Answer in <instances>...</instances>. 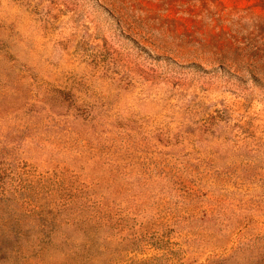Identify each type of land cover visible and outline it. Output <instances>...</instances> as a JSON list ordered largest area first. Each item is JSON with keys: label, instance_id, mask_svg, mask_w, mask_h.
<instances>
[{"label": "rangeland", "instance_id": "1", "mask_svg": "<svg viewBox=\"0 0 264 264\" xmlns=\"http://www.w3.org/2000/svg\"><path fill=\"white\" fill-rule=\"evenodd\" d=\"M0 264H264V0H0Z\"/></svg>", "mask_w": 264, "mask_h": 264}]
</instances>
